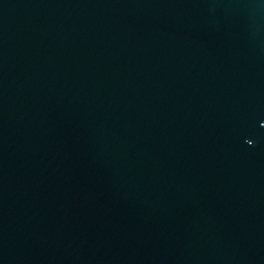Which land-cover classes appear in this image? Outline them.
<instances>
[{
    "label": "water",
    "instance_id": "obj_1",
    "mask_svg": "<svg viewBox=\"0 0 264 264\" xmlns=\"http://www.w3.org/2000/svg\"><path fill=\"white\" fill-rule=\"evenodd\" d=\"M0 264H264V0H0Z\"/></svg>",
    "mask_w": 264,
    "mask_h": 264
}]
</instances>
